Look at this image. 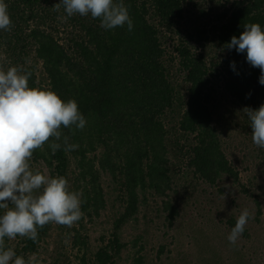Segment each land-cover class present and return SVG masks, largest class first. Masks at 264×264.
Returning a JSON list of instances; mask_svg holds the SVG:
<instances>
[{
    "label": "trees",
    "instance_id": "trees-1",
    "mask_svg": "<svg viewBox=\"0 0 264 264\" xmlns=\"http://www.w3.org/2000/svg\"><path fill=\"white\" fill-rule=\"evenodd\" d=\"M186 1L125 0L134 22L130 32L126 25L105 30L99 18L79 14L65 19L62 27L55 20L66 15L62 6L56 10L59 0H6L12 25L10 30L0 31V56L4 55L5 67L30 70V85L51 86L63 99L74 98L86 117L84 129L62 128L61 148L54 154L50 138L32 157L43 162L50 175L72 180L71 190L82 193L81 219L71 227L58 224L59 232L69 234L73 247L82 252L78 264H116L127 246L120 230L138 213L147 190L162 198L163 209L174 223L179 215L172 197L176 173L171 153L176 155V145L185 157V166L209 183L223 174H238L214 125V80L223 77L227 91L246 108L264 104L260 69L252 67L245 54L224 47L243 31L245 23L264 26V0H233L229 6L225 4L211 28L204 24L182 36L174 47L188 84L182 93L170 69L174 57L165 41L167 31H174V22L184 18ZM60 33H64L62 38ZM210 33L224 53L223 62L208 58ZM233 61L235 71L230 66ZM39 64L43 68L40 74ZM171 115L178 118L180 136L167 127ZM63 136L78 147L65 151ZM179 139L183 146H179ZM71 157L75 159L73 169ZM71 172L75 176L71 177ZM104 173L117 183L122 209L90 257L89 225L100 219L107 207ZM230 222L233 226L236 223ZM55 224L38 228L37 242L18 236L7 247L14 248L17 255L36 253ZM244 234L249 235L246 229ZM132 264L145 263L138 256Z\"/></svg>",
    "mask_w": 264,
    "mask_h": 264
},
{
    "label": "rangeland",
    "instance_id": "rangeland-1",
    "mask_svg": "<svg viewBox=\"0 0 264 264\" xmlns=\"http://www.w3.org/2000/svg\"><path fill=\"white\" fill-rule=\"evenodd\" d=\"M232 2L187 0L184 4V18L174 22L173 32L167 31L165 45L174 57L170 61V69L182 93L187 91L188 84L184 79L185 74L180 71L178 55L174 53L175 45L181 41L182 36H186L188 30L194 31L208 23L211 28L225 4L229 6ZM202 11L205 13L202 14ZM55 20L64 27L65 19L58 17ZM62 35L64 33H60L61 38ZM212 37L210 33L206 44L208 58L223 62L224 53ZM31 58L30 62L34 60ZM42 69L39 64V74ZM219 69L223 67L220 65ZM214 86V125L237 176L223 174L215 183L199 178L185 166V157L176 145L175 151L178 154L173 156L174 153H171L172 168L176 173L173 172L175 190L172 197L179 207V215L172 224L168 212L163 209L162 198L153 196L147 190L146 195L141 196L138 213L120 230L127 246L116 264H132L138 256H142L145 264H264V148L253 143L246 107L227 91L224 78H215ZM177 121V116L171 115L166 124L176 132V136H180ZM179 140V146H183L184 141ZM30 164L34 169L48 168L43 162L33 159ZM71 166V169L75 168L73 157ZM71 173V177L75 176L74 172ZM103 179L108 193L107 207L100 219L89 225L90 257L101 245V235L112 230L114 218L122 209L117 183L105 173ZM72 182L70 180L69 184ZM245 208L252 213L245 226L249 235L243 233L237 244L232 245L227 240L233 227L230 220L236 222ZM69 237V234L59 232L58 224H55L36 252L42 257V264H78L82 252L73 247ZM4 243L7 247L9 243H15V240L11 242L5 238ZM23 256L27 258L29 255Z\"/></svg>",
    "mask_w": 264,
    "mask_h": 264
},
{
    "label": "clouds",
    "instance_id": "clouds-1",
    "mask_svg": "<svg viewBox=\"0 0 264 264\" xmlns=\"http://www.w3.org/2000/svg\"><path fill=\"white\" fill-rule=\"evenodd\" d=\"M67 19L76 14L100 19L105 30L127 26L134 22L125 0H59ZM12 20L6 0H0V31L10 30ZM229 51L245 54L246 61L261 71L259 83L264 85V26L245 23L240 34L225 43ZM0 56V264H42V257L33 253L17 255L5 247V238L26 237L38 241V228L48 223L71 227L82 215V193L71 190L65 176H52L47 169H34L30 161L37 149L49 148L54 154L61 148L62 128L84 129L86 117L78 102L63 99L51 86L30 85V70L22 66L5 67ZM230 66L235 71V61ZM252 129L253 143L264 148V104L256 109L245 108ZM65 151L75 150L63 136ZM252 213L245 208L238 216L227 240L236 245L245 231Z\"/></svg>",
    "mask_w": 264,
    "mask_h": 264
}]
</instances>
